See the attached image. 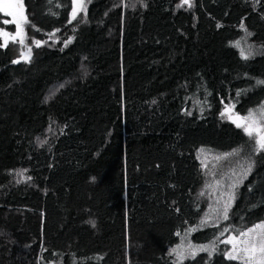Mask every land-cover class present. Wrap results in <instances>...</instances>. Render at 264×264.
Returning <instances> with one entry per match:
<instances>
[{"label":"trees","instance_id":"trees-1","mask_svg":"<svg viewBox=\"0 0 264 264\" xmlns=\"http://www.w3.org/2000/svg\"><path fill=\"white\" fill-rule=\"evenodd\" d=\"M182 4L24 0V43L0 35V264H176L189 229L214 251L182 264H242L221 241L264 221V150L232 122L264 108V0ZM204 153L253 165L221 222Z\"/></svg>","mask_w":264,"mask_h":264},{"label":"rangeland","instance_id":"rangeland-1","mask_svg":"<svg viewBox=\"0 0 264 264\" xmlns=\"http://www.w3.org/2000/svg\"><path fill=\"white\" fill-rule=\"evenodd\" d=\"M14 2H16V0H14ZM22 2H23L24 14L27 17V21H28L27 12L24 6V0H22ZM189 2L190 0H188V3ZM188 3L182 4V5L187 6ZM85 5H86V0H76V4L73 5V7L76 8V12H77L76 18L79 14L84 12ZM9 18L11 22L12 18L11 17ZM70 20H74L72 18V15H71ZM13 24L15 25V23ZM22 27L25 31L26 23H23ZM14 34L16 33H12V34L9 33V36L7 38H5L4 36L2 37L3 39H8V38H12ZM23 35H24V32L22 34V37ZM17 37L22 38L21 36H17ZM15 38H16V35H15ZM228 115H230V111H228ZM254 115H255V118L259 126L264 127V118H261L260 112L254 113ZM232 117L234 116L230 115V119ZM231 159L232 158L230 156H218L217 157L209 153H204L202 156L204 167L207 173L206 174L207 186L204 188L202 195L206 198V203H207L206 219L208 223L221 222L225 220L223 218V208H224L225 203L226 202L229 203V211H230V209L233 206L234 200L237 196V190L242 186V184L245 181V178L250 174L248 173L246 177L244 176V172L247 167V164H244L243 162L230 161ZM230 196L234 198L230 200ZM199 198L203 201L201 194ZM262 223H264V221ZM189 230H186L185 233L182 234L180 245L177 247L176 251L173 253L176 264H182L188 258L193 257L191 255L192 251H195V255H198L205 251H196L197 249H201V248L208 249L209 248V246L207 247V246H202V245H196L192 239L193 231L192 230L189 231ZM232 236H237V235H230L229 237H232ZM228 238L226 240H228ZM227 245L230 248L229 252H231L232 244L227 243ZM209 250H211V248H209ZM227 258H228V255H227Z\"/></svg>","mask_w":264,"mask_h":264},{"label":"snow or ice","instance_id":"snow-or-ice-1","mask_svg":"<svg viewBox=\"0 0 264 264\" xmlns=\"http://www.w3.org/2000/svg\"><path fill=\"white\" fill-rule=\"evenodd\" d=\"M184 3H188V0H183ZM76 4V0H73V5ZM146 7V5H145ZM0 13H3L6 17L12 18V23L16 25V36H21L24 32L22 27L23 23H27V17L24 14L23 2L22 0H0ZM72 18L75 19L77 12L76 8L73 7ZM4 24L10 23L9 20L2 21ZM243 28L244 25L241 24ZM251 35V33H248ZM0 35L7 38L9 33L3 30H0ZM15 39V37H12ZM7 39H5V44ZM20 43L23 44V38H21ZM34 43L39 46L40 41L36 40ZM238 46V43H237ZM31 49L29 48V53ZM247 58V57H245ZM18 62V61H14ZM258 84H264V81H257ZM226 111L229 109L226 108ZM223 115V113H222ZM261 118H264V108L260 111ZM236 124L237 127H243L244 132L250 137L253 138L254 144L256 146L255 150L257 152L264 150V127H260L254 113L249 112L247 117L241 118L236 116L232 121ZM253 165L249 163L245 169L244 176L246 177L248 173L251 172ZM28 179H31L29 177ZM234 197L230 196V200ZM229 203L226 202L223 208V218L228 219ZM93 227H95L94 222ZM191 231V229L189 230ZM222 243L232 244L231 252L227 253L230 260H239L242 261V264H264V223L256 224L246 231L240 230L237 236L229 237L226 241H221ZM174 252L176 250H173ZM196 251H210L207 248L197 249ZM214 251V248L211 250ZM191 255H195V251L191 252Z\"/></svg>","mask_w":264,"mask_h":264},{"label":"clouds","instance_id":"clouds-1","mask_svg":"<svg viewBox=\"0 0 264 264\" xmlns=\"http://www.w3.org/2000/svg\"><path fill=\"white\" fill-rule=\"evenodd\" d=\"M92 222H94V224L96 226L97 222L94 219H90V220L86 221V223L90 224L93 227V223Z\"/></svg>","mask_w":264,"mask_h":264},{"label":"water","instance_id":"water-1","mask_svg":"<svg viewBox=\"0 0 264 264\" xmlns=\"http://www.w3.org/2000/svg\"><path fill=\"white\" fill-rule=\"evenodd\" d=\"M234 118H232V120H233Z\"/></svg>","mask_w":264,"mask_h":264}]
</instances>
